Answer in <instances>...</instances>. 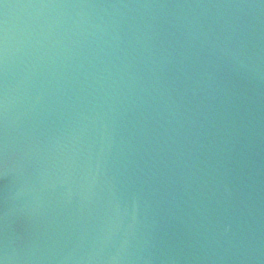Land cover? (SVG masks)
<instances>
[{"label": "water", "instance_id": "water-1", "mask_svg": "<svg viewBox=\"0 0 264 264\" xmlns=\"http://www.w3.org/2000/svg\"><path fill=\"white\" fill-rule=\"evenodd\" d=\"M0 264H264V0H0Z\"/></svg>", "mask_w": 264, "mask_h": 264}]
</instances>
